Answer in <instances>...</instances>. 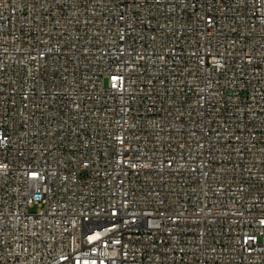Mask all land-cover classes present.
<instances>
[{"label":"built area","instance_id":"obj_1","mask_svg":"<svg viewBox=\"0 0 264 264\" xmlns=\"http://www.w3.org/2000/svg\"><path fill=\"white\" fill-rule=\"evenodd\" d=\"M0 264H264V0H0Z\"/></svg>","mask_w":264,"mask_h":264}]
</instances>
